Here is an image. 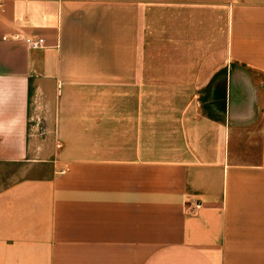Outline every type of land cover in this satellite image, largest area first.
<instances>
[{
    "label": "crops",
    "instance_id": "0c3cea01",
    "mask_svg": "<svg viewBox=\"0 0 264 264\" xmlns=\"http://www.w3.org/2000/svg\"><path fill=\"white\" fill-rule=\"evenodd\" d=\"M0 264H264V0H0Z\"/></svg>",
    "mask_w": 264,
    "mask_h": 264
},
{
    "label": "built area",
    "instance_id": "2783aa9c",
    "mask_svg": "<svg viewBox=\"0 0 264 264\" xmlns=\"http://www.w3.org/2000/svg\"><path fill=\"white\" fill-rule=\"evenodd\" d=\"M25 43L31 49H38L43 45V39L33 40L30 38H26Z\"/></svg>",
    "mask_w": 264,
    "mask_h": 264
},
{
    "label": "rangeland",
    "instance_id": "374dc122",
    "mask_svg": "<svg viewBox=\"0 0 264 264\" xmlns=\"http://www.w3.org/2000/svg\"><path fill=\"white\" fill-rule=\"evenodd\" d=\"M32 123L34 122V121H31Z\"/></svg>",
    "mask_w": 264,
    "mask_h": 264
}]
</instances>
